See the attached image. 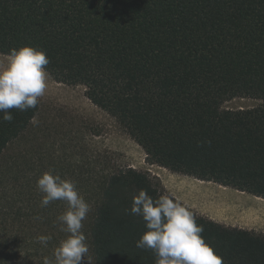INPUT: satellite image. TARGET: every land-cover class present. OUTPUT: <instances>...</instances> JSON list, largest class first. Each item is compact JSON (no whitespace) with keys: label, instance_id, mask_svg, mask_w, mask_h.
Listing matches in <instances>:
<instances>
[{"label":"trees","instance_id":"16d2710c","mask_svg":"<svg viewBox=\"0 0 264 264\" xmlns=\"http://www.w3.org/2000/svg\"><path fill=\"white\" fill-rule=\"evenodd\" d=\"M22 46L44 51L56 83L84 87L147 164L264 198V0H0V54ZM235 98L261 105L222 108ZM9 111L11 122L0 112V264H43L66 238L57 222L66 203L40 207L43 166L89 187L79 193L92 208L82 229L92 264H155L135 246L144 221L125 210L141 189L164 195L161 182L131 167L78 172L53 158L38 170L13 149L39 103ZM193 215L223 264H264V235ZM40 235L52 237L47 246Z\"/></svg>","mask_w":264,"mask_h":264},{"label":"rangeland","instance_id":"374dc122","mask_svg":"<svg viewBox=\"0 0 264 264\" xmlns=\"http://www.w3.org/2000/svg\"><path fill=\"white\" fill-rule=\"evenodd\" d=\"M6 60L7 56L0 54V63ZM84 91L82 86L58 84L49 75L48 88L39 100L37 123L32 121L29 131L16 142L15 153L26 151L37 161L34 168L38 170L43 166L42 159L48 163L53 158L66 167L70 162L78 172L123 167L147 172L161 182L164 195L174 198L192 213L264 235V198L147 164L142 148L114 119L93 105ZM260 105L259 100L235 98L225 102L222 108L237 111ZM43 167L48 171V166ZM76 185L78 192L89 189ZM85 259L83 264L88 261L92 264L89 252Z\"/></svg>","mask_w":264,"mask_h":264},{"label":"clouds","instance_id":"9594fccd","mask_svg":"<svg viewBox=\"0 0 264 264\" xmlns=\"http://www.w3.org/2000/svg\"><path fill=\"white\" fill-rule=\"evenodd\" d=\"M49 63L44 51L38 48L22 46L9 50L6 62L0 63V112L4 121L13 120L11 109L27 111L37 107L48 88ZM33 123L37 121L34 119ZM36 188L43 194L40 207L57 200L67 206L57 217L59 230L67 234L66 238L53 249L52 257L43 258V264H83L89 246L82 229L83 221L92 211L90 204L78 192L75 181L62 179L52 170L37 178ZM125 211L144 221L146 231L135 246L151 250L155 264H223L222 258L204 240L203 226L197 224L186 206L172 197L161 195L154 199L141 189L133 195L131 207ZM36 239L47 246L52 237L40 235Z\"/></svg>","mask_w":264,"mask_h":264},{"label":"bare ground","instance_id":"6f19581e","mask_svg":"<svg viewBox=\"0 0 264 264\" xmlns=\"http://www.w3.org/2000/svg\"><path fill=\"white\" fill-rule=\"evenodd\" d=\"M195 189V188H194Z\"/></svg>","mask_w":264,"mask_h":264}]
</instances>
